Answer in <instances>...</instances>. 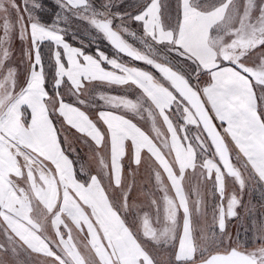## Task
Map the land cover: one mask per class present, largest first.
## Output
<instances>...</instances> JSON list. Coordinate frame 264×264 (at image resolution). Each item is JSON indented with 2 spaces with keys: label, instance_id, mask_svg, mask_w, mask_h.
<instances>
[{
  "label": "snow or ice",
  "instance_id": "6c2138e0",
  "mask_svg": "<svg viewBox=\"0 0 264 264\" xmlns=\"http://www.w3.org/2000/svg\"><path fill=\"white\" fill-rule=\"evenodd\" d=\"M0 224V264H264V0H0Z\"/></svg>",
  "mask_w": 264,
  "mask_h": 264
},
{
  "label": "rangeland",
  "instance_id": "374dc122",
  "mask_svg": "<svg viewBox=\"0 0 264 264\" xmlns=\"http://www.w3.org/2000/svg\"><path fill=\"white\" fill-rule=\"evenodd\" d=\"M81 39L83 40H89V37L87 35H81ZM95 47V45H93ZM182 151V150H181ZM184 156L187 157V154L184 153ZM77 191V195H80V191ZM253 198H257V194L253 193ZM48 206H49V211L52 210V208L55 206V194L45 198ZM83 199V197H82ZM89 202H94L92 200V196H89L88 199L85 200V203ZM68 208L71 209V211H68L67 209L64 208L62 205L60 209L57 210L56 215L53 217V219L50 221L46 215L44 216H39V225L40 227L43 228L45 233L49 236H52V225L55 223V221L59 220L61 223H66L68 227L72 229V235L76 239V241L80 244L81 249H83V235L79 232L78 230V221L81 220L80 217H83L84 219L82 220H87V217L85 215L84 209L80 207L79 204L76 203L75 200H71L70 204L68 205ZM64 212V216L61 219L60 218V213ZM80 218V220L78 218ZM78 219V220H77ZM4 226L0 224V232L3 231ZM233 231H235V227L233 228ZM126 252L130 255L132 250L128 246H124ZM75 250V249H74ZM78 255V254H77ZM42 264H47L46 261L42 262Z\"/></svg>",
  "mask_w": 264,
  "mask_h": 264
},
{
  "label": "crops",
  "instance_id": "0c3cea01",
  "mask_svg": "<svg viewBox=\"0 0 264 264\" xmlns=\"http://www.w3.org/2000/svg\"><path fill=\"white\" fill-rule=\"evenodd\" d=\"M53 194H55V190H54V188L47 194V196L45 197V198H47V197H49V196H51V195H53ZM78 218V217H77ZM81 218V220L82 219H84L83 217H80ZM80 218H78L79 220H80ZM77 219V220H78Z\"/></svg>",
  "mask_w": 264,
  "mask_h": 264
}]
</instances>
